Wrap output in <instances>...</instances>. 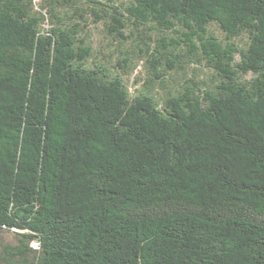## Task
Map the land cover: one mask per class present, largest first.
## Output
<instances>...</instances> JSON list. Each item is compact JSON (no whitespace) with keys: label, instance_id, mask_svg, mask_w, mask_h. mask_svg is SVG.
<instances>
[{"label":"trees","instance_id":"1","mask_svg":"<svg viewBox=\"0 0 264 264\" xmlns=\"http://www.w3.org/2000/svg\"><path fill=\"white\" fill-rule=\"evenodd\" d=\"M1 233L0 264H264V0H0Z\"/></svg>","mask_w":264,"mask_h":264},{"label":"rangeland","instance_id":"2","mask_svg":"<svg viewBox=\"0 0 264 264\" xmlns=\"http://www.w3.org/2000/svg\"><path fill=\"white\" fill-rule=\"evenodd\" d=\"M121 1H126V0H121ZM216 34L218 36H220V33L218 31H215ZM88 34H89V39H91V42L93 43L95 50L98 54V56H100L101 54H104L106 56H108L109 51H111V48L109 47V41L106 38L102 27L101 26H95V25H90L88 28ZM118 55L117 53H113ZM115 62L112 63V65H114ZM142 71L141 66H138L135 74L140 75ZM130 81H132V79H130ZM132 89V88H131ZM0 243L5 245V244H16V238L13 234L10 233H1L0 234ZM31 246L33 248H36V245L33 243L31 244Z\"/></svg>","mask_w":264,"mask_h":264}]
</instances>
